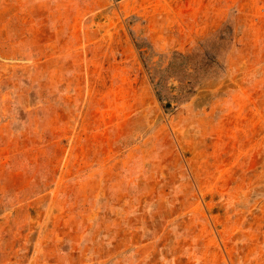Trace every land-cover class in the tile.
<instances>
[{
  "label": "rangeland",
  "instance_id": "rangeland-1",
  "mask_svg": "<svg viewBox=\"0 0 264 264\" xmlns=\"http://www.w3.org/2000/svg\"><path fill=\"white\" fill-rule=\"evenodd\" d=\"M0 264H264V0H0Z\"/></svg>",
  "mask_w": 264,
  "mask_h": 264
}]
</instances>
